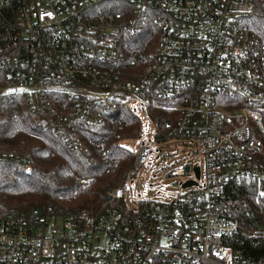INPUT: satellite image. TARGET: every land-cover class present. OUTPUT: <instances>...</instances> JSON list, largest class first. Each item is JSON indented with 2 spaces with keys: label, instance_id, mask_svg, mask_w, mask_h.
Returning a JSON list of instances; mask_svg holds the SVG:
<instances>
[{
  "label": "built area",
  "instance_id": "2783aa9c",
  "mask_svg": "<svg viewBox=\"0 0 264 264\" xmlns=\"http://www.w3.org/2000/svg\"><path fill=\"white\" fill-rule=\"evenodd\" d=\"M255 8L264 2L0 0L8 41L0 102L20 95L35 123L73 153L88 149L82 134L122 107L139 125L140 116L154 123V143L179 139L201 158L167 170L180 180L176 196L126 200L151 148L125 147L130 167L87 225L0 218V264H257L226 245L238 229L227 185L264 180V45L248 22ZM125 125L112 117L106 134L117 138ZM100 159L115 172L109 149Z\"/></svg>",
  "mask_w": 264,
  "mask_h": 264
},
{
  "label": "trees",
  "instance_id": "16d2710c",
  "mask_svg": "<svg viewBox=\"0 0 264 264\" xmlns=\"http://www.w3.org/2000/svg\"><path fill=\"white\" fill-rule=\"evenodd\" d=\"M248 22L264 45V10L253 9ZM7 43L0 35V56L6 53ZM157 115L159 120L165 119L162 111H157ZM112 117L126 122L117 138L106 134ZM46 118L53 122L52 118ZM91 131L81 135L88 149L73 153L56 136L35 123V116L20 95L3 99L0 102V155L12 156L0 158V218L34 221L58 217L84 226L108 206L103 196L105 190L120 184L132 161V153L120 141L135 137L140 125L135 115L117 107L105 114L101 124ZM90 137L99 143V148L88 143ZM106 149L118 162L113 173L105 171L100 159ZM26 166L29 171H25ZM79 179L86 180L82 188ZM263 190L264 180L238 179L230 181L226 187L238 218L237 232L226 239V245L239 250L245 260L257 264L264 261Z\"/></svg>",
  "mask_w": 264,
  "mask_h": 264
},
{
  "label": "rangeland",
  "instance_id": "374dc122",
  "mask_svg": "<svg viewBox=\"0 0 264 264\" xmlns=\"http://www.w3.org/2000/svg\"><path fill=\"white\" fill-rule=\"evenodd\" d=\"M140 121V132L137 137L122 140L120 144L136 152L140 146L146 145L147 141L151 151L147 155L146 163L127 182L124 192L125 199L159 198L157 193L164 199L172 198L181 192L180 180L166 177L167 170L174 166L180 168L185 162L201 161V158L191 156L189 149L179 139H170L165 144L154 143L152 137L155 129L154 123L150 120L143 122L141 116ZM157 148H160V153ZM262 195L264 197V190Z\"/></svg>",
  "mask_w": 264,
  "mask_h": 264
},
{
  "label": "water",
  "instance_id": "95a60500",
  "mask_svg": "<svg viewBox=\"0 0 264 264\" xmlns=\"http://www.w3.org/2000/svg\"><path fill=\"white\" fill-rule=\"evenodd\" d=\"M185 169H187V168H185ZM195 174H196V176L198 174L197 168H195ZM189 184H192V182L189 181V182L185 183L184 186L189 185Z\"/></svg>",
  "mask_w": 264,
  "mask_h": 264
}]
</instances>
